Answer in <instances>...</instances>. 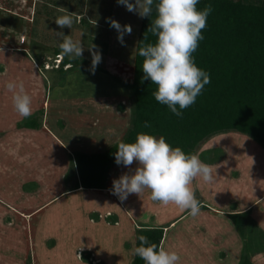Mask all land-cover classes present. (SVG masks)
Returning <instances> with one entry per match:
<instances>
[{"label":"crops","instance_id":"1","mask_svg":"<svg viewBox=\"0 0 264 264\" xmlns=\"http://www.w3.org/2000/svg\"><path fill=\"white\" fill-rule=\"evenodd\" d=\"M26 44L16 40L14 46L11 42L0 46V93H11L5 87L7 82L22 81L32 97L31 116L14 115L11 101V132L7 126L0 128V264H28L29 260L31 264H89L82 258L89 252L91 263L96 259L99 264H132L140 228H163L161 244L179 254V264H239L245 238L234 220L244 219L246 223L248 218L260 228L264 240V163L263 171L256 172L252 158L255 146L262 149L263 156L264 150L241 133L212 137L197 151L203 163L213 166L216 182L206 184L201 178L193 182L201 203L196 217L188 214L190 210L181 212L174 204L164 206L152 201L150 190L141 196L130 194L125 200L114 195L115 170L119 172L117 179L134 174L137 162L130 167H113L106 189L78 188V183L70 186L75 181L69 175L75 166L74 153L94 152L91 148L97 146L92 141L87 150H79L82 144L75 142L72 133L81 128L82 120L102 113L114 96L56 93L54 84L48 90L47 82L58 72H47L49 69L43 66L40 69L38 64L46 61L35 59ZM122 106L119 110L126 113L127 107ZM31 119H38L41 126L29 127ZM107 123L109 146L118 142L113 136L121 129L114 133L117 121L113 124V118ZM227 138L248 144L251 152L237 155L234 163L228 156L230 165L225 160L209 164L201 159L203 151L214 150L218 140L224 144ZM239 138H245V142ZM230 166L238 172L235 179ZM96 215L99 220L93 219ZM111 220L117 222L112 224ZM252 262L264 264V252L254 254Z\"/></svg>","mask_w":264,"mask_h":264},{"label":"trees","instance_id":"2","mask_svg":"<svg viewBox=\"0 0 264 264\" xmlns=\"http://www.w3.org/2000/svg\"><path fill=\"white\" fill-rule=\"evenodd\" d=\"M158 2L159 0H154L152 15L145 17L141 26L134 81L128 87L134 106L131 128L123 143H133L139 133H146L157 139L163 136L173 148L180 147L186 154L197 155L199 147L212 137L221 133L238 132L248 135L264 150V2L199 0V11H203L209 4L213 11L207 18V27L202 30L203 39L192 55L196 65L210 74L211 82L205 85L193 105L182 110L180 117L173 114L167 105L155 100L152 93L157 90L156 85L150 80L142 82L143 58L138 53L144 44H155L158 39L148 32L156 18L155 4ZM55 55H59V52ZM42 66L45 68V65ZM66 66L68 68H64ZM78 68V58L63 57L57 72L62 78H66L70 71ZM177 109L181 111L178 106ZM145 122L150 127H143ZM31 123V128L41 126L38 119H31ZM119 144L104 153L79 152L75 155L80 176L78 188H107L111 170L116 164L115 153ZM202 154L201 159L209 164H215L221 159H206ZM93 219L99 220V215ZM248 219L246 223L256 228V223L251 218ZM115 222L117 220H111L112 224ZM234 222L246 243L239 264H254L252 256L264 252V245L251 247L252 228H248V224L244 225V219ZM256 230L261 231L259 227ZM140 235L147 236L150 244L159 247L164 229H137L135 246L140 245ZM82 258L84 262L91 263L90 252L87 255L84 253ZM28 264H31L30 260ZM132 264H144V261L134 255Z\"/></svg>","mask_w":264,"mask_h":264},{"label":"clouds","instance_id":"3","mask_svg":"<svg viewBox=\"0 0 264 264\" xmlns=\"http://www.w3.org/2000/svg\"><path fill=\"white\" fill-rule=\"evenodd\" d=\"M117 2L129 12H138L141 18L152 15L154 0H136L135 4L129 0ZM198 3L199 0H159L155 4L156 18L148 29L158 39L155 44H144L138 53L143 58L142 82L150 80L156 85L157 90L152 93L155 100L167 105L178 117L182 116V110L196 102L205 85L211 82L210 74L196 65L192 55L203 39L202 30L207 27V18L213 11L210 4L199 11ZM74 15L60 16L55 24L60 29H70ZM112 26L121 31L118 22L112 21ZM123 31L130 34L131 26H124ZM57 35L63 41L59 44L61 57L76 59L82 56L84 47L80 41H74L63 31ZM118 39L123 43L122 35ZM100 61L101 55L94 53L93 71ZM5 87L13 94L15 111L24 118L31 116L32 97L26 92L24 83L9 81ZM143 127L150 125L145 122ZM115 161L124 167H130L134 162L139 166L134 174H124L113 181L114 195L125 200L130 194L141 196L145 190H150L152 201L164 206L174 204L181 212L190 210L188 214L192 217L201 212L193 182L197 178L206 184L216 182L213 166L203 163L196 154H186L180 147L173 148L163 136L157 139L153 135L139 133L135 142L118 145ZM138 239L140 245L134 246L133 254L144 264H179L181 257L177 252L166 250L163 244L159 247L150 244L147 236L140 235Z\"/></svg>","mask_w":264,"mask_h":264},{"label":"rangeland","instance_id":"4","mask_svg":"<svg viewBox=\"0 0 264 264\" xmlns=\"http://www.w3.org/2000/svg\"><path fill=\"white\" fill-rule=\"evenodd\" d=\"M248 1L264 2V0ZM129 2L135 4L136 0H129ZM69 13H75L72 27L70 29L58 28L55 24L56 19ZM143 20L144 18H141L138 12H129L124 5L118 4L117 0H0V46H5L8 43L10 44V42L14 46L16 40L21 43L22 37L26 36V48L30 47V52L35 54V59L39 58L42 60L41 62H44V60L48 62L43 64L46 69H49L46 70L48 72L58 71L59 60L63 59L60 55H55L58 52L60 53L59 44L63 42L57 32L63 31L65 35H70L74 41H80L84 47L82 56L78 58L80 68L70 71L69 73L72 72L71 75L69 76L68 73L66 78H62L59 73L51 76V79L47 82V87L49 90L53 84L57 85L54 88L57 89L56 93H82L88 96H94L96 93L113 94L114 97L110 98L111 100L108 101L107 105H104L105 110L102 113L99 112L97 115H91L86 120H82L79 124L81 128L77 132L75 131L76 133L71 132L72 136L74 135L75 142H81L82 144L79 150H87L89 143L94 141L98 147L91 148L94 152L87 150L85 153H104L115 146V144L123 142L124 137L131 128L132 108L134 106L128 87L134 81L137 45ZM112 21L118 22L121 26V31L112 26ZM124 26H131L132 31L130 34L127 31H123ZM121 35L123 43L118 39ZM94 53L101 55V61L93 71L92 61ZM38 67L41 69L42 65L38 64ZM64 68H68V66ZM11 101H13L11 93H0V128L7 126L6 129L9 132H11V128L9 129L12 116ZM121 104L127 107L126 113H122L119 110V105ZM13 113L14 115L18 114L14 109ZM108 118H113V124L117 121V128H115L114 133L117 132L118 128L121 129V131L118 130L119 133L113 136L118 139V142L114 140L116 143L109 146L106 144L109 141L105 136L108 133L106 132V127L109 126L107 123ZM231 133L234 132H230L229 135H232ZM222 134L225 133L216 136ZM239 139L245 142L242 140L245 138ZM248 139L253 140L250 137ZM221 141L218 140L217 146L212 147L214 150L207 151L205 156L209 159L220 157L219 162L225 160V164L230 165L226 161L228 156L231 157V162L234 163L238 161L236 160L237 155H247V151L251 152V146L249 147L246 143H236L233 138H227L226 142L229 144L226 142L223 144ZM255 148V157H252L255 163L254 169H256V172H262V162L264 163L263 152L258 145ZM79 152L84 151L74 153L73 161L75 155ZM116 166L117 163L113 167ZM230 168L231 170L233 169L231 166ZM246 169L248 170L249 168L246 167ZM117 172L115 170L112 180L118 178L116 177ZM231 173H233L235 179L238 172L232 170ZM69 175H71V178L75 177L76 181L70 182V186L74 183L73 186H77V183L80 186V176L76 164L71 168ZM117 176H119V172ZM106 201L97 200V202ZM112 215L115 214L113 213ZM251 228V247H261L264 245V240L259 231L256 230L258 226L255 228L252 225ZM3 232L4 230L1 231V233ZM244 251L239 261H241ZM94 261L97 260L94 259Z\"/></svg>","mask_w":264,"mask_h":264},{"label":"built area","instance_id":"5","mask_svg":"<svg viewBox=\"0 0 264 264\" xmlns=\"http://www.w3.org/2000/svg\"><path fill=\"white\" fill-rule=\"evenodd\" d=\"M26 42V38L25 37H22V39H21V44H24ZM58 64H60V60H59V63ZM59 66V65H58ZM99 260H97V261H93V264H99Z\"/></svg>","mask_w":264,"mask_h":264}]
</instances>
